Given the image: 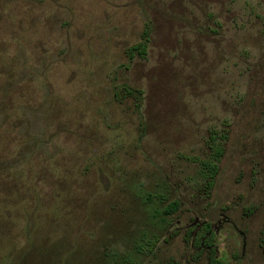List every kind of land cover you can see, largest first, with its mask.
<instances>
[{"label": "rangeland", "instance_id": "rangeland-1", "mask_svg": "<svg viewBox=\"0 0 264 264\" xmlns=\"http://www.w3.org/2000/svg\"><path fill=\"white\" fill-rule=\"evenodd\" d=\"M211 252L264 264V0H0V264Z\"/></svg>", "mask_w": 264, "mask_h": 264}, {"label": "trees", "instance_id": "trees-1", "mask_svg": "<svg viewBox=\"0 0 264 264\" xmlns=\"http://www.w3.org/2000/svg\"><path fill=\"white\" fill-rule=\"evenodd\" d=\"M148 29L146 28L143 32H142V36H141V40H139L137 43L129 46L128 48V54L130 58H133L134 55H138L142 58L145 57L146 52H147V46H148ZM126 91L133 95L134 94V90H132L131 88L125 87ZM211 156L212 159L210 160H205L203 161L202 167L205 170L204 175L208 178H211L213 176H215L216 172H217V164L216 162L220 159V156L222 155V147L220 145H218L216 143V141L214 139L211 140ZM214 160V161H212ZM179 208V203L174 200L170 203H168L164 209L162 210V212L164 214H173L175 211H177V209ZM209 238L210 236L208 235H204V232L202 234L199 235V229L197 230V233L193 236V244L195 245H202V244H207L210 243L209 242ZM210 264H222V262L220 260H218L216 258V256L211 252L210 253Z\"/></svg>", "mask_w": 264, "mask_h": 264}, {"label": "flooded vegetation", "instance_id": "flooded-vegetation-1", "mask_svg": "<svg viewBox=\"0 0 264 264\" xmlns=\"http://www.w3.org/2000/svg\"><path fill=\"white\" fill-rule=\"evenodd\" d=\"M199 228H197V230H198ZM197 230L195 231V234L197 233Z\"/></svg>", "mask_w": 264, "mask_h": 264}]
</instances>
